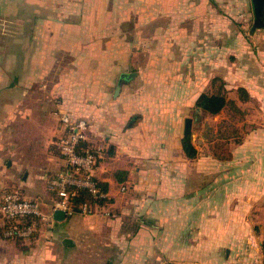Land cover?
<instances>
[{"label": "crops", "instance_id": "1", "mask_svg": "<svg viewBox=\"0 0 264 264\" xmlns=\"http://www.w3.org/2000/svg\"><path fill=\"white\" fill-rule=\"evenodd\" d=\"M189 2L2 0L0 99H9L8 95L17 93L24 98L17 99V102H0V129L10 127L7 139L0 138V176H6V162L11 159L13 164L21 152L19 140L22 138L15 134L16 123L19 127L29 123L41 130V136L35 138L39 143L35 149L38 163L31 162L29 166L27 162V178L41 173L47 186L48 178L55 176L64 163L57 146L62 135L57 112H68L73 118H86L90 124L89 141L104 149L95 177L109 194L107 210L115 222L121 223L128 215L142 213L157 217V223L173 222L175 206H182V217L188 223L198 225L200 230L195 232L198 237H206L207 223L212 222L215 224L212 237L218 239L225 237L221 227L225 218L232 223L230 237L234 243L239 246L240 239L247 241L245 247L240 245L241 257L234 253L235 257L240 262L244 260L243 264H252L260 259L258 248L252 245L256 233L245 232L240 225L257 223L264 231V27L252 30L255 32L253 38L243 45L248 58L244 86L252 98H261L263 121L247 137L246 148L252 158L247 167L240 169L237 166L224 168L221 161H215L210 170L207 159L199 151L197 157H187L182 148L181 134L170 132L165 137L140 134L141 121L126 126L127 114L125 106H122L126 102V88H120L118 98L115 95L117 86L128 81L120 83L122 74L126 72L121 71L119 65L118 70L112 68L117 66L115 59L113 62L111 58H104L112 54L110 30L113 16H120L117 25L120 29L131 15L139 21L144 14L185 15L193 11L203 19L207 12L217 14V6L238 15L249 10L254 13L252 0H196L198 5L193 8L185 5ZM208 2L214 3L215 7L207 8ZM120 3L126 8L118 9ZM178 3L184 6L173 8ZM218 24L221 29V18ZM96 31L101 32L98 37ZM120 56L125 57L126 54L120 52ZM35 94L43 101L32 103L25 99V96L33 97ZM258 146L262 147L261 153L256 152ZM8 181L13 187L15 183L11 180L0 179L4 185H8ZM123 186L125 190H122ZM26 187L31 191L18 190L27 198H40L45 202L43 208L49 210L50 191L44 197L45 194L36 192V183L31 182ZM68 224L67 218L55 220L53 235H72L75 226ZM63 242L73 244L70 239L64 238ZM0 246L4 247L0 252L4 261L0 264H30L36 260L40 249L43 250L42 255L49 253L47 247L41 248L43 246L23 253L11 241L10 246L0 241ZM204 253L207 254L206 251ZM217 253L221 255V247L215 248L214 254ZM199 264L224 263L219 257L214 262Z\"/></svg>", "mask_w": 264, "mask_h": 264}, {"label": "rangeland", "instance_id": "2", "mask_svg": "<svg viewBox=\"0 0 264 264\" xmlns=\"http://www.w3.org/2000/svg\"><path fill=\"white\" fill-rule=\"evenodd\" d=\"M185 5L193 8L198 3L190 0ZM180 6L184 4L178 3L173 8ZM210 7L214 8L215 4L208 2L207 8ZM117 8L123 10L126 6L120 3ZM216 12L214 15L209 12L201 15L203 19H199L193 11L185 15L144 14L139 21L131 15L120 29L117 26L120 16H113L110 30L112 54L104 58L117 61V66L112 64L114 70L121 67V71L126 73L136 72V76L120 84L126 88V102L122 104L127 114L126 126L141 121L140 134L165 137L175 132L184 136L186 119L192 118V141L199 154L207 159L208 169L212 170L215 161H221L224 168L237 166L240 169L247 167L252 158L246 148L247 137L263 121L261 98L254 99L249 95L246 100L243 99L244 93L239 91L246 84L248 58L243 45L253 38L255 16L252 10L238 15L218 6ZM219 18L222 20L221 29ZM96 32L98 37L101 32ZM120 52L126 56H120ZM224 90L234 103L216 115L202 109L197 111L196 102L202 93L213 94ZM22 96L18 93L8 95L9 99L3 98L0 102H17V99L24 98ZM25 99L32 103L43 101L38 94L25 96ZM197 116L198 121L195 120ZM15 129L18 138H22L18 139L21 152L13 164L11 159L6 160V176H0V179H9L15 184L10 187V181L8 185L0 183V201L4 191L11 188L31 191L26 187L31 182L37 184L36 192L46 197L49 190L43 175L40 173L27 178V162L29 166L31 162L38 163L35 149L39 145L36 141L41 136V130L29 123L20 127L16 123ZM8 135L10 127L0 129L1 140L7 139ZM261 148L258 146L256 152L261 153ZM181 208L175 206L176 221L160 223L156 222L157 217L147 213L133 215L135 219L128 215L121 223L115 222L112 214L105 212L82 216L74 213L67 217L68 225L72 223L75 226L72 235H53V229L50 240L39 235L28 240L5 238L1 234L8 221L0 214V241L9 246L10 241L14 242L23 253L33 252V247H47L49 253L42 255L43 250L40 249L38 257L30 264H199L214 262L219 257L224 264L244 263L234 253L239 256L240 245L245 247L247 241L240 239L239 246L234 243L235 240L230 237L232 223L223 218L221 227L225 237L214 239L212 232L215 224L208 222L206 237L200 238L195 234L200 230L198 225L188 223L182 217ZM240 226L245 232L256 233L252 245L258 248L260 259L252 264H264V231L257 223ZM141 228L143 233L140 234ZM64 238L73 240V244L64 243ZM218 247H221L220 256L214 254ZM3 251L4 247L0 246V252ZM3 261L4 255H0V263Z\"/></svg>", "mask_w": 264, "mask_h": 264}, {"label": "built area", "instance_id": "3", "mask_svg": "<svg viewBox=\"0 0 264 264\" xmlns=\"http://www.w3.org/2000/svg\"><path fill=\"white\" fill-rule=\"evenodd\" d=\"M57 115L62 129L57 146L64 163L59 172L47 180L52 194L49 210L43 208L45 202L40 198H27L18 189L5 190L0 201V214L10 222V226L3 231L7 239L28 240L39 235L50 240L56 210H64L67 215L75 212L84 215L105 212L111 215L107 210L109 194L95 177L104 149L89 141L88 119L73 118L65 111H58ZM125 189L123 186L122 190Z\"/></svg>", "mask_w": 264, "mask_h": 264}, {"label": "trees", "instance_id": "4", "mask_svg": "<svg viewBox=\"0 0 264 264\" xmlns=\"http://www.w3.org/2000/svg\"><path fill=\"white\" fill-rule=\"evenodd\" d=\"M219 78H215L214 80H217ZM239 91L241 93H244L243 99H248L249 94L244 87H240ZM234 103L233 100H230L224 91H221L219 93H202L199 98L197 99V106L201 108L202 110L212 114L216 115L220 113L222 110H224L229 104ZM182 148L184 153L189 158H195L198 155V149L195 147L191 134L184 135L182 137ZM79 201V199H77ZM10 226V222H7L5 227L3 228V231L5 228H8ZM2 231V232H3ZM1 234V233H0ZM3 235V234H1Z\"/></svg>", "mask_w": 264, "mask_h": 264}, {"label": "water", "instance_id": "5", "mask_svg": "<svg viewBox=\"0 0 264 264\" xmlns=\"http://www.w3.org/2000/svg\"><path fill=\"white\" fill-rule=\"evenodd\" d=\"M253 8H254V14H255V21L252 27V30L255 31L258 28L264 27V0H252ZM136 76V72H130V73H123L120 79V83H122L124 80H129ZM121 86L118 85L116 89L115 95L117 96L119 94ZM201 108H197V111H200ZM196 121H198V116L195 118ZM192 118L186 119V127L184 135H188L191 132L192 129ZM53 217L56 221H62L67 218V212L64 210H56L53 214Z\"/></svg>", "mask_w": 264, "mask_h": 264}]
</instances>
